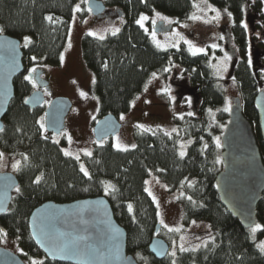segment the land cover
I'll use <instances>...</instances> for the list:
<instances>
[{
  "label": "trees",
  "instance_id": "obj_1",
  "mask_svg": "<svg viewBox=\"0 0 264 264\" xmlns=\"http://www.w3.org/2000/svg\"><path fill=\"white\" fill-rule=\"evenodd\" d=\"M78 1L0 0V32L21 40L24 69L26 65L60 63ZM101 1L106 7L121 11L123 23L116 35L103 40L89 34L81 38L84 62L94 72L91 90L98 97V118L109 112H127L133 96L154 72L169 86L176 84L180 81L175 74L177 65L183 69L182 81L187 76L186 85L171 93L184 91L180 95L193 96L198 108L191 115L174 116V132L135 129V148L122 150L110 142L96 143L91 156H83L89 178L80 172L75 157L65 156L58 144L41 134L38 121L45 108L30 109L24 105L34 89L31 80L19 74L13 80L14 96L3 118L0 150L22 155V159L13 172L18 186L7 211L0 214V234L16 240L20 248L17 254L24 262L25 258H38L39 264H71L46 258L30 236L28 217L44 201L62 203L103 195L114 218L126 231L127 253L141 264H264V253L256 246V239L250 237V229L223 207L215 184L222 169L216 138L228 121L223 106L226 79L217 78L211 67L213 54L222 53L221 50L205 45L204 51L194 52L187 42L177 48L160 49L143 26L136 23L138 15L147 11L186 18L192 12V0ZM208 2L232 16L230 27L237 52L231 59L229 76L239 86L243 113L255 130L264 165V144L254 104L257 92L264 89V0ZM187 139L191 142L181 157L178 146ZM150 170L169 192L179 193L183 225L193 221L209 223L207 230L188 232V241L181 242L174 255L168 253L160 260L148 251L158 224L157 208L145 191ZM38 176L41 179L36 182ZM255 211L256 224L262 225L257 231L260 236L264 234V190ZM165 233L160 229L158 235L170 245L172 238ZM181 234L185 232H171L177 238Z\"/></svg>",
  "mask_w": 264,
  "mask_h": 264
},
{
  "label": "rangeland",
  "instance_id": "obj_2",
  "mask_svg": "<svg viewBox=\"0 0 264 264\" xmlns=\"http://www.w3.org/2000/svg\"><path fill=\"white\" fill-rule=\"evenodd\" d=\"M88 0H79L73 9L70 20L66 45L61 54L63 61L59 64L42 63L36 66L26 65L21 77L25 79L31 69L36 68L40 75L48 81V86L44 89L45 100L43 108L55 97H66L71 101V107L64 119V128L59 134L49 133L46 129H41V134L48 137L51 141L58 144L64 153L67 150L72 153V157L77 155L79 165L84 163L83 156L86 152H92L96 143L105 144L110 142L114 145L118 142L122 150L131 148L135 144V129H162L165 131H175L176 125L174 116L196 112L198 103L194 97L180 95L181 92L171 93L173 90L182 89L186 85L187 76H181L183 69L176 66L175 74L180 77V81L169 86L166 80L157 72L150 75L142 89L137 92L130 102V108L127 112L117 114L121 123L120 131L110 138L96 142L93 136V127L98 120L99 101L97 95L91 90L94 80V72L88 68L84 62L81 48V38L84 34L95 32V37L108 36L116 29H121L123 16L116 7H106L103 14L93 16L86 3ZM193 8L191 14L186 18H178L165 15L158 11H147L138 15L145 17L142 22L144 30L147 32L153 43L160 49L177 48L181 42H187L193 48L219 49L222 53H215L211 58V67L217 78H225L223 83L224 90V109L227 112L233 102L234 97L239 96V86L236 81L229 76L231 59L237 52L230 24L233 19L230 13L223 9L213 6L208 0H192ZM163 20L166 24H172L169 31L156 33L153 30L155 22ZM1 28V27H0ZM154 34V35H153ZM25 44L28 41L25 39ZM201 43H203L201 45ZM215 46V47H213ZM178 80V78H176ZM32 82V80H31ZM33 84V83H32ZM35 83L33 89H37ZM81 92L86 95L81 96ZM123 114L124 119H121ZM39 125L44 124V111L40 115ZM140 125L144 127L141 128ZM222 128V125H221ZM220 133V132H219ZM218 135V133H217ZM219 134V140H220ZM71 137V139H69ZM118 138V139H117ZM190 139L180 141L178 151L183 150L186 154ZM115 148V147H114ZM221 151V149H220ZM3 155L0 156V172H15L22 155L9 153L0 150ZM14 165H16L14 167ZM88 171V170H87ZM145 191L153 200L157 208V220L160 229H164L170 239L168 253H175L181 242L188 241V232H196L209 229V223L206 221H193L188 225L182 222V206L177 200L178 192H169L165 183L162 182L154 171L150 170L145 179ZM259 224L250 227V237L256 241V246L261 250V242H264V234L258 235L257 231L252 229ZM262 227V225H260ZM159 229V230H160ZM172 231H180V238L171 236ZM190 234V233H189ZM161 237V236H160ZM167 240V239H166ZM0 246L6 247L14 252H19L16 240L7 238L0 234ZM262 251V250H261ZM264 253V251H262ZM38 258H25L27 264H39Z\"/></svg>",
  "mask_w": 264,
  "mask_h": 264
},
{
  "label": "water",
  "instance_id": "obj_3",
  "mask_svg": "<svg viewBox=\"0 0 264 264\" xmlns=\"http://www.w3.org/2000/svg\"><path fill=\"white\" fill-rule=\"evenodd\" d=\"M91 14L98 16L106 6L101 0H88ZM163 20L153 30H171ZM19 38L0 32V131L9 103L14 96L13 80L24 72ZM32 74L30 73L29 76ZM36 80H38L36 78ZM45 100L41 89L33 90L24 105L35 109ZM254 104L259 132L264 144V89L257 92ZM71 107L66 97H55L44 109V125L49 133L59 134ZM121 129L117 114L109 112L98 118L93 127L96 142L110 138ZM222 169L215 177L219 200L244 228L256 224V205L264 190V165L255 130L243 113L239 96L234 97L228 121L220 135ZM18 186L13 172H0V214L7 211L12 193ZM29 233L46 258L71 264H141L127 253L126 231L116 221L108 199L103 195L70 202L44 201L28 217ZM160 224L148 244L149 253L160 260L166 257L169 244L158 235ZM0 264H26L14 251L0 246Z\"/></svg>",
  "mask_w": 264,
  "mask_h": 264
},
{
  "label": "snow or ice",
  "instance_id": "obj_4",
  "mask_svg": "<svg viewBox=\"0 0 264 264\" xmlns=\"http://www.w3.org/2000/svg\"><path fill=\"white\" fill-rule=\"evenodd\" d=\"M48 19H51V17H48ZM144 19H145V17L141 16V18H140L139 20H137L136 23L142 25V22H143ZM245 27H246V25H245ZM118 32H119V29H116V30L112 33V35H116ZM89 35L95 37V36H96V33H95V32H90ZM153 35H154V34H153ZM99 39H100V40H103V39H105V37H104V36H100ZM26 40H27V38H26ZM213 47H215V46H213ZM202 51H204V49H201V48H196V49H194V52H202ZM59 58H60L61 61H63V59H64L63 54H61ZM34 59H35V58H34ZM249 63H251V61H249ZM35 71H36L35 68H33V69L30 70V72H35ZM153 75H155V73H153ZM25 79H26V80H32L33 86H35V83H36V82H35V80L32 79L31 76H26ZM80 94H81V96L86 95L84 92H81ZM225 110H228V109H225ZM189 115H191V113H189ZM121 119H122V120L124 119L123 114L121 115ZM140 127L143 128L144 126H143V125H140ZM40 128H41V129H44V128H45V125H44L43 123H41V124H40ZM69 139H71V137H69ZM117 139H118V138H117ZM216 144H217V146H219V144H220L219 137L216 138ZM114 147L117 148V149H120V148H121V145H120V143L117 142V143L114 145ZM135 147H136L135 144H132V145H131V148H135ZM205 147H207V145H205ZM125 150H126V149H125ZM2 155H3V154L0 153V156H2ZM64 155H65V156H71L72 153L69 152V151H67V150H64ZM86 155L91 156V153H90V152H86ZM179 155H180L181 157H183V156L185 155V152H184L183 150H181V151L179 152ZM75 159H76V160H79L80 157L77 155V156L75 157ZM15 166H16V165H14V167H15ZM79 169H80V172H82L83 175H84L85 177H89V178H90V174H89V172L86 170V168H85V166H84L83 164H80ZM40 179H41V177L38 176V177L36 178V182H39ZM105 191L107 192L108 190L105 189ZM149 195H151V193H149ZM189 199H191V197H189ZM128 208H129V210L131 211V210H132V205L129 204V205H128ZM157 214L159 215V213H157ZM193 223H194V222H193ZM260 228H261L260 225H256V226L252 229V232L254 233V232H256V231H257L258 229H260ZM260 247H261V250L264 251V242H261ZM181 250L183 251V250H185V249H184L183 247H181ZM174 254H175V253H173V255H174Z\"/></svg>",
  "mask_w": 264,
  "mask_h": 264
},
{
  "label": "flooded vegetation",
  "instance_id": "obj_5",
  "mask_svg": "<svg viewBox=\"0 0 264 264\" xmlns=\"http://www.w3.org/2000/svg\"><path fill=\"white\" fill-rule=\"evenodd\" d=\"M36 69V68H35ZM29 73H31V77L33 80H35L38 88L37 89H41L44 93V89L48 86V81L45 77H43L42 75H40V71L38 69H36L35 72H28V76H29ZM36 78L38 80H36Z\"/></svg>",
  "mask_w": 264,
  "mask_h": 264
}]
</instances>
